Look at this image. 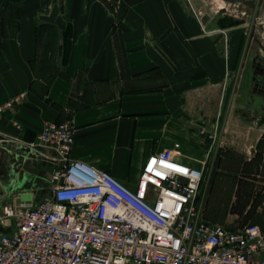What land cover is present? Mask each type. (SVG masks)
<instances>
[{"label": "crops", "instance_id": "obj_1", "mask_svg": "<svg viewBox=\"0 0 264 264\" xmlns=\"http://www.w3.org/2000/svg\"><path fill=\"white\" fill-rule=\"evenodd\" d=\"M230 1L252 12L201 18L187 0H0V104L25 93L0 118V196L50 192L58 164L20 151V140L36 141L47 120H74L70 157L131 186L151 153L183 141L195 155L181 160L225 178L207 190L203 219L264 230V0ZM245 106L258 128L235 119Z\"/></svg>", "mask_w": 264, "mask_h": 264}, {"label": "built area", "instance_id": "obj_2", "mask_svg": "<svg viewBox=\"0 0 264 264\" xmlns=\"http://www.w3.org/2000/svg\"><path fill=\"white\" fill-rule=\"evenodd\" d=\"M24 95L1 103L0 118ZM76 129L74 120H47L36 141L20 140V151L58 168L41 200L0 196V225L14 229L0 233V264H264L258 224L203 219L205 172L180 159L179 142L151 153L131 186L70 157Z\"/></svg>", "mask_w": 264, "mask_h": 264}, {"label": "rangeland", "instance_id": "obj_3", "mask_svg": "<svg viewBox=\"0 0 264 264\" xmlns=\"http://www.w3.org/2000/svg\"><path fill=\"white\" fill-rule=\"evenodd\" d=\"M226 1H227L226 9H225V11H223L222 9L218 10L219 7H218V5H216L214 0H187L188 4L190 3L189 5L194 7L195 13L198 15V17H201V18H202V16H204V14H206V16H207V14H209L211 16H214L217 11H219V13H230V14H237V15L241 11L252 12V10L249 7H247V6H244V5L238 4V3L235 4V3L231 2L230 0H226ZM236 103L238 105H245L244 104V103H246L245 92L242 91V97L241 96L238 97ZM253 111H248L246 106L243 109H241V108L239 109L238 108L234 112V114L237 115L235 119L242 120L245 123L251 124L254 127L258 128L263 123V120H262V118L257 116L259 114L257 112H255V110H253ZM244 112L245 113L248 112L249 115L245 114ZM235 119H233V117H231V116H230V118L224 117V116H220V117L217 118V122L219 124H221V125L227 124L229 126H236L240 122L236 121ZM224 135L225 136H231L230 133H225ZM254 139L256 140V138H253L251 140V142H254ZM225 141L228 142V138H225ZM180 143L182 144V148H181V152L182 153H184V154L187 153L189 155H195L192 151L187 149V144L186 143H184L183 141H181ZM187 165H189V164H187ZM189 166H191V165H189ZM238 167H240V165ZM209 176H210V171L208 170L206 172V174H204V181H203V184H202V189H203V194L204 195L206 194L208 189L210 190L213 187H218L219 186L218 184L220 182L221 183L225 182V178L222 177L221 175L215 176L214 180H212ZM227 182L230 184V181H227ZM236 185H237V181L235 180V181H233V186L236 187ZM43 186H44V182L42 181V188H43ZM236 189H237V187H236ZM44 196H45V193L42 191V195H41V197H39V199L41 200ZM37 199L38 198L36 197L34 200L36 201ZM247 224L248 223L241 224V226L247 225ZM228 225H230V224L228 223ZM1 232H5V227H3L2 225H0V233Z\"/></svg>", "mask_w": 264, "mask_h": 264}, {"label": "flooded vegetation", "instance_id": "obj_4", "mask_svg": "<svg viewBox=\"0 0 264 264\" xmlns=\"http://www.w3.org/2000/svg\"><path fill=\"white\" fill-rule=\"evenodd\" d=\"M214 2L216 3V5H218V10H221L222 8H226L227 5V1L226 0H214ZM222 4V6L220 5ZM256 89L258 90L259 88L256 87ZM262 92H264V90H261ZM260 91V93H261Z\"/></svg>", "mask_w": 264, "mask_h": 264}, {"label": "water", "instance_id": "obj_5", "mask_svg": "<svg viewBox=\"0 0 264 264\" xmlns=\"http://www.w3.org/2000/svg\"><path fill=\"white\" fill-rule=\"evenodd\" d=\"M225 9H226V8H222V10H223V11H225ZM6 201H7V202H11V201H12V199H11V198H9V199H7Z\"/></svg>", "mask_w": 264, "mask_h": 264}, {"label": "bare ground", "instance_id": "obj_6", "mask_svg": "<svg viewBox=\"0 0 264 264\" xmlns=\"http://www.w3.org/2000/svg\"><path fill=\"white\" fill-rule=\"evenodd\" d=\"M222 6V4H220Z\"/></svg>", "mask_w": 264, "mask_h": 264}]
</instances>
